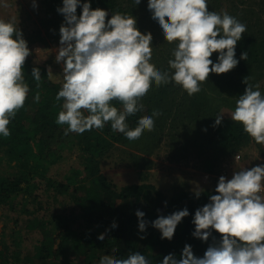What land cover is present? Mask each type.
Returning a JSON list of instances; mask_svg holds the SVG:
<instances>
[{
  "label": "trees",
  "instance_id": "obj_1",
  "mask_svg": "<svg viewBox=\"0 0 264 264\" xmlns=\"http://www.w3.org/2000/svg\"><path fill=\"white\" fill-rule=\"evenodd\" d=\"M88 2L91 9L108 13L106 22L116 12L135 17L141 35L152 38V65L156 70L169 71L167 61L174 58L175 42L165 41L153 23L148 0H141L138 5L136 0ZM62 6V0H52L50 11L64 18L57 11ZM208 10L227 12L246 25L235 46L239 63L227 73H210L201 82V90L191 96L174 82L153 86L139 102L143 111L126 121L129 130H135L140 119L159 112L153 117V130L145 131L136 142L115 132L111 122H106L102 129L66 135L67 125L56 123L63 99L57 101L55 97L62 86L49 78L44 67L25 59L22 70L29 92L24 106L10 120V135L0 136V163L4 161L8 168L7 172L0 171V210L7 211L6 231L0 239V264H100L105 257L127 258L135 252L145 255L149 264H161L170 253L180 259L186 244L191 245L197 257H203L209 246L219 244L221 234L214 230H209L207 241L192 235L195 211L210 203L216 191L205 190L199 196L177 192L167 199L148 184H132L117 190L101 172L102 159L118 146H133L139 155L149 156L165 142L173 161L185 159L191 150L203 154L209 146L218 153L233 155L254 142L238 122L223 117L215 125V119L221 115L222 107L235 109L246 83L259 85L264 94V0H208ZM81 11L78 6V17ZM22 38L28 43L24 35ZM244 52L248 53L246 60L240 59ZM217 56L214 52L210 59L215 63ZM33 68H39L40 81L32 77ZM36 93L40 95L39 101L34 99ZM111 103L122 111L118 102ZM257 146L264 157V144ZM67 148L76 152L80 169L72 170L73 174L62 183L48 174L52 166L63 161ZM132 156L135 162L148 163L138 155ZM204 158L208 171H212L211 159ZM185 208L189 215L177 225L173 238L161 239L152 222ZM137 210L145 214L144 231L139 230ZM22 230L36 233L38 238L29 240ZM102 236L103 243L99 242Z\"/></svg>",
  "mask_w": 264,
  "mask_h": 264
},
{
  "label": "clouds",
  "instance_id": "obj_2",
  "mask_svg": "<svg viewBox=\"0 0 264 264\" xmlns=\"http://www.w3.org/2000/svg\"><path fill=\"white\" fill-rule=\"evenodd\" d=\"M141 0H136L137 5ZM4 5V0H0ZM57 11L64 16L60 32L61 47L56 61L64 63L63 84L55 99H63L56 123L67 125L65 134L102 129L106 122L129 142L138 141L145 131H152L154 111L129 130L126 121L143 111L139 102L153 86L169 82L179 85L189 96L201 90V82L210 73H227L239 63L235 46L246 31V25L234 16L208 10V0H148V12L164 40L175 47L169 71L156 70L152 60V38L141 35L135 17L116 12L106 22L108 13L91 9L88 0H62ZM6 6V5H5ZM33 3V7H35ZM82 9L79 17L77 7ZM218 53L214 63L210 57ZM30 55L27 42L17 23L0 19V136L8 137L11 118L24 106L29 92L22 66ZM248 53L240 59H247ZM32 77L40 81L39 68ZM247 77L245 80H248ZM244 94L236 100L231 120L260 145L264 144V94L259 85L246 83ZM34 99L39 101L36 93ZM116 101L118 110L111 102ZM223 116H217L219 125ZM216 195L210 203L195 211L193 236L207 241L211 232L221 234L219 244L211 245L203 257L193 254L185 245L180 259L168 254L161 264H264V164L235 172L231 179L220 176ZM199 196V192L196 193ZM140 231H144V212L137 210ZM185 208L152 222L161 239L171 240ZM112 230H116L113 225ZM105 237H99L103 243ZM100 264H149L142 253L127 258L105 257Z\"/></svg>",
  "mask_w": 264,
  "mask_h": 264
},
{
  "label": "rangeland",
  "instance_id": "obj_3",
  "mask_svg": "<svg viewBox=\"0 0 264 264\" xmlns=\"http://www.w3.org/2000/svg\"><path fill=\"white\" fill-rule=\"evenodd\" d=\"M51 3L52 0H4V5H0V19L17 23L22 35L28 40L30 55L27 59L32 64L44 67L49 78L62 86L64 63L57 62L56 55L61 47L59 29L65 21L63 17L56 16L50 11ZM150 63L154 64V60L152 59ZM221 110L220 113L225 118H231L234 111L233 108L226 106ZM257 147L255 142H251L237 153L228 155L218 153L217 149L209 146L204 149L203 154L191 150L185 159L172 161L165 142L149 156L139 155L133 146H118L108 157L102 159L101 172L117 190L132 184H148L153 185L167 199L177 192L194 195L205 190L215 191L220 176L231 179L239 170L264 164V157L260 155ZM63 155H65L63 161L52 166L48 175L65 183V177L72 175V170H79L80 165L73 149L67 148ZM132 155H138L148 163H141L140 160L135 162ZM204 156L211 159L210 166H214L212 171H208ZM137 165H140V168ZM0 171L2 173L8 171L4 161L0 163ZM6 212L4 209L0 210V239L3 231H6L4 229ZM13 214L17 217V213ZM7 224L10 226L11 222ZM22 232L28 235L29 240L38 238L36 233L28 234L25 230Z\"/></svg>",
  "mask_w": 264,
  "mask_h": 264
}]
</instances>
